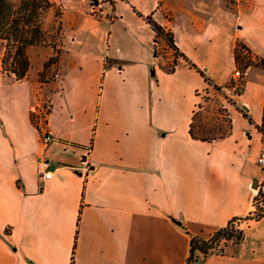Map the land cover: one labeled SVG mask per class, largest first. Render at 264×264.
I'll use <instances>...</instances> for the list:
<instances>
[{
	"label": "crops",
	"instance_id": "obj_1",
	"mask_svg": "<svg viewBox=\"0 0 264 264\" xmlns=\"http://www.w3.org/2000/svg\"><path fill=\"white\" fill-rule=\"evenodd\" d=\"M111 1L99 19L86 0L61 1L62 33L55 47L27 49L24 79L0 61V264H186L191 236L206 240L232 220L241 241L197 264H264V206L248 219L261 179L251 129L262 121L264 70L241 72L226 137L192 139L198 94L210 85L184 62L166 72L145 21L170 31L222 87L237 42L264 60V0ZM43 100L37 128L31 113Z\"/></svg>",
	"mask_w": 264,
	"mask_h": 264
},
{
	"label": "trees",
	"instance_id": "obj_2",
	"mask_svg": "<svg viewBox=\"0 0 264 264\" xmlns=\"http://www.w3.org/2000/svg\"><path fill=\"white\" fill-rule=\"evenodd\" d=\"M57 8V9H56ZM56 9L55 15V35H52L50 40L47 39V32L44 29V19L50 13V11ZM142 17V15H139ZM62 10L51 1V0H19L18 3H12L11 0H0V41L3 44V54L1 55V69L3 73L11 74L17 81L24 79L28 68L29 60L26 54V51L30 47H55V44L62 33L61 26ZM145 21L153 32L156 34V38L165 36V42L167 46L186 63L189 67L196 70L204 81L212 86L213 88L219 89L214 85L205 75L199 71L194 65H192L184 55L179 53L178 49L175 47L173 42V36L170 31L165 30L160 25H158L152 17L148 16L145 18ZM237 47H240L247 53L249 50L245 45L236 43L233 56L235 66L238 64V53L236 51ZM55 58V57H54ZM51 58L45 65L47 68L52 63H55L57 60ZM262 62V63H261ZM165 70L168 73H172L175 69ZM250 67H259L264 70V60L260 59L250 60L245 64L246 71ZM244 81L240 82L237 87L238 92L235 93L236 96H240L243 91ZM232 105H235V102H232ZM239 110V109H237ZM244 119L248 121L250 125H253L252 120L248 116L246 111L240 110ZM194 116V115H193ZM262 122L264 123V104L262 107ZM193 123V118H192ZM258 130V126H254ZM190 137L199 141H212L215 139H206L198 138L192 132V124L190 125L189 130ZM258 215L255 220H259L263 215V208L259 209ZM251 218L248 217V219ZM237 220H232L227 227L224 229L218 230L213 233L208 239H201L198 237L191 236L189 242V256L186 261V264H197L202 259H204L209 254H212L215 247L218 246L219 241L221 240H231L233 237L229 233V230L233 228L234 223ZM238 236L234 237L236 243H239L242 239V231L237 230Z\"/></svg>",
	"mask_w": 264,
	"mask_h": 264
},
{
	"label": "rangeland",
	"instance_id": "obj_3",
	"mask_svg": "<svg viewBox=\"0 0 264 264\" xmlns=\"http://www.w3.org/2000/svg\"><path fill=\"white\" fill-rule=\"evenodd\" d=\"M12 3H18L19 0H11ZM58 9L60 8L63 11V4L61 1L67 3L68 0H58L60 2L56 3L53 0H51ZM80 1V0H79ZM86 14L89 17H92L88 10L91 5L97 6L99 10L102 8L99 7V5L104 4L106 2H112L111 0H86ZM57 9V8H56ZM56 9L50 11V13L45 17L44 19V29L47 32V39L50 40L52 35H55V15H56ZM94 19H99L102 16L97 15L93 16ZM63 23L66 27H68L69 23V15L63 19ZM158 45L156 46V54L160 57V63L163 65V68L165 70H170L174 68V65L177 63H183V60L180 59L166 44L165 42V36L162 35L158 38ZM239 43V42H237ZM243 45L242 43H240ZM246 47V46H245ZM247 48V47H246ZM248 49V48H247ZM238 53V66L234 70H238L241 72H244L245 64L250 60H259V58L255 55H252L249 51L248 53L241 49L240 47H237L236 49ZM0 54H3V44L0 41ZM57 55V54H56ZM59 55L55 56L54 60H58ZM35 59V56L32 57ZM262 63V62H261ZM46 65V64H45ZM45 65L44 68L42 67V72L39 75V80L43 81L45 78ZM232 77V76H231ZM243 77L242 75L238 77L237 79L230 80L222 87L213 88L212 86L209 87L208 92H200L198 94L199 98V109L196 110L194 116H193V123H192V132L193 134L198 138H206V139H221L228 135L230 128H231V118L230 114L228 113L229 110H233L232 102H235V99L237 96L235 95L236 92H238L237 87L239 86L240 82L242 81ZM44 101V102H43ZM42 101V104L40 107L36 109V111H32L31 113V121L37 128L43 127L44 121L46 118V115L49 111L48 104L45 103V100ZM239 111L242 110L241 107H238ZM258 130L253 127L251 129V132L259 137L261 139L262 147L264 152V123L261 121L258 125ZM43 134L40 135V140L42 141ZM53 139V138H52ZM53 141V140H52ZM44 144V143H43ZM261 152V153H262ZM260 153V154H261ZM257 164V163H256ZM258 165V164H257ZM261 168V179L258 181L257 189H253L257 192L256 197L253 201L254 206V212L251 216V220H255L256 216L258 215L259 209L264 206V171L262 170V167L258 165ZM257 221V220H256ZM238 225L239 223L233 225L232 230H229V233L233 237L231 240H221L218 243V246L215 247L213 253H220L224 250V247L228 243L236 244V240L234 237L238 236Z\"/></svg>",
	"mask_w": 264,
	"mask_h": 264
},
{
	"label": "built area",
	"instance_id": "obj_4",
	"mask_svg": "<svg viewBox=\"0 0 264 264\" xmlns=\"http://www.w3.org/2000/svg\"><path fill=\"white\" fill-rule=\"evenodd\" d=\"M88 12L93 15V16H97V15H100L102 16L101 14V10H99L97 8V6L95 5H91ZM241 76V73L240 71L238 70H234L233 73H232V79H237L238 77ZM52 136L48 133H44L43 136H42V141L44 144H47V143H50L52 142ZM256 163L258 165H260L262 167V170L264 171V152H262L256 159ZM39 171L42 175V179L43 180H48L51 176L50 172L47 171V166L45 163L41 164L40 167H39Z\"/></svg>",
	"mask_w": 264,
	"mask_h": 264
},
{
	"label": "water",
	"instance_id": "obj_5",
	"mask_svg": "<svg viewBox=\"0 0 264 264\" xmlns=\"http://www.w3.org/2000/svg\"><path fill=\"white\" fill-rule=\"evenodd\" d=\"M241 109H242L243 111H246V108H245V107H241ZM252 188H253V189H257V188H258V187H257V184H256V183H253Z\"/></svg>",
	"mask_w": 264,
	"mask_h": 264
}]
</instances>
